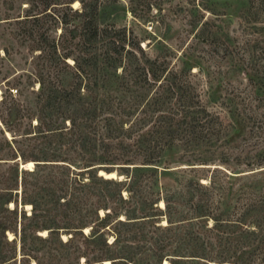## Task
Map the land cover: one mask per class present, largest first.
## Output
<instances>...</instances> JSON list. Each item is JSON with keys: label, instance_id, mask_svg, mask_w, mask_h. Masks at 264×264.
I'll use <instances>...</instances> for the list:
<instances>
[{"label": "trees", "instance_id": "16d2710c", "mask_svg": "<svg viewBox=\"0 0 264 264\" xmlns=\"http://www.w3.org/2000/svg\"><path fill=\"white\" fill-rule=\"evenodd\" d=\"M42 4L15 28L36 52L33 78L0 92V264H264L261 181L156 189L165 152L217 141L219 114L177 71L156 70L107 2ZM54 11L58 35L43 22Z\"/></svg>", "mask_w": 264, "mask_h": 264}, {"label": "rangeland", "instance_id": "374dc122", "mask_svg": "<svg viewBox=\"0 0 264 264\" xmlns=\"http://www.w3.org/2000/svg\"><path fill=\"white\" fill-rule=\"evenodd\" d=\"M43 1L67 0H0V92L14 76L33 78L36 52L15 35V28L28 9L39 11ZM101 1L107 2L106 19L136 36L145 54L155 59L156 70L177 71L189 80L208 110L223 121L217 141L207 140L186 154L165 152L156 189L194 175L227 174L229 184L224 183L235 191L257 180L264 184V0ZM71 6L79 8V2ZM51 13L43 22L48 33L58 35L59 28L50 30L58 12ZM31 89L23 91L22 99L32 105Z\"/></svg>", "mask_w": 264, "mask_h": 264}, {"label": "water", "instance_id": "95a60500", "mask_svg": "<svg viewBox=\"0 0 264 264\" xmlns=\"http://www.w3.org/2000/svg\"><path fill=\"white\" fill-rule=\"evenodd\" d=\"M26 165H28V164H26ZM31 165H32V163H31ZM22 166H24V165H22ZM97 175H102V176H104V177H109V178H118V179H122V176H118L115 172H105V171H103V170H98L97 171Z\"/></svg>", "mask_w": 264, "mask_h": 264}, {"label": "bare ground", "instance_id": "6f19581e", "mask_svg": "<svg viewBox=\"0 0 264 264\" xmlns=\"http://www.w3.org/2000/svg\"><path fill=\"white\" fill-rule=\"evenodd\" d=\"M76 3V2H75ZM28 166H31V163H28ZM161 204V203H160Z\"/></svg>", "mask_w": 264, "mask_h": 264}]
</instances>
